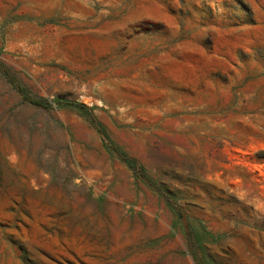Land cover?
Returning a JSON list of instances; mask_svg holds the SVG:
<instances>
[{
	"label": "rangeland",
	"instance_id": "374dc122",
	"mask_svg": "<svg viewBox=\"0 0 264 264\" xmlns=\"http://www.w3.org/2000/svg\"><path fill=\"white\" fill-rule=\"evenodd\" d=\"M0 264H264V0H0Z\"/></svg>",
	"mask_w": 264,
	"mask_h": 264
},
{
	"label": "trees",
	"instance_id": "16d2710c",
	"mask_svg": "<svg viewBox=\"0 0 264 264\" xmlns=\"http://www.w3.org/2000/svg\"><path fill=\"white\" fill-rule=\"evenodd\" d=\"M35 103H36V102H35ZM37 104H41V103H38V102H37Z\"/></svg>",
	"mask_w": 264,
	"mask_h": 264
}]
</instances>
